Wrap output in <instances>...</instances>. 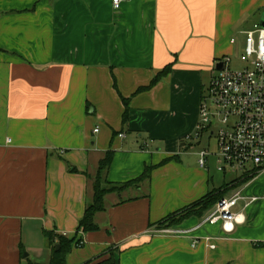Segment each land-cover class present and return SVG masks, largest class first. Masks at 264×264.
Listing matches in <instances>:
<instances>
[{
    "label": "crops",
    "instance_id": "1",
    "mask_svg": "<svg viewBox=\"0 0 264 264\" xmlns=\"http://www.w3.org/2000/svg\"><path fill=\"white\" fill-rule=\"evenodd\" d=\"M263 14L264 0H0V264H47V232L75 238L66 264H264V198H240L228 232L200 224L213 208L156 227L219 187L189 140L216 64ZM108 150V182L153 169L82 232ZM234 175L225 197L264 194V170Z\"/></svg>",
    "mask_w": 264,
    "mask_h": 264
},
{
    "label": "built area",
    "instance_id": "2",
    "mask_svg": "<svg viewBox=\"0 0 264 264\" xmlns=\"http://www.w3.org/2000/svg\"><path fill=\"white\" fill-rule=\"evenodd\" d=\"M113 5L117 9L119 0H113ZM239 60L244 65L241 69L230 70L226 57L220 61L224 69H215L211 75L201 94L194 138L209 131L216 137L217 170L250 177L255 171L264 170V27L254 24L246 32ZM143 144V148L147 147L149 141ZM208 155V150L199 152L200 167H205ZM240 198L255 201L264 198V194L243 197L239 190L235 191L221 198L200 224L220 222L225 232L242 224L243 214L234 210ZM166 231L183 232L175 228Z\"/></svg>",
    "mask_w": 264,
    "mask_h": 264
},
{
    "label": "trees",
    "instance_id": "3",
    "mask_svg": "<svg viewBox=\"0 0 264 264\" xmlns=\"http://www.w3.org/2000/svg\"><path fill=\"white\" fill-rule=\"evenodd\" d=\"M170 66L164 67L162 71L157 73L150 82V86L155 84L159 79H161L168 71ZM125 106H127V101L123 99ZM127 118V107L123 113V120ZM112 160V152L108 150L105 155L98 162L97 171L93 182V197L91 203L85 208L82 218L79 221L78 229L82 232L94 231L97 229V225L94 222V215L99 211L104 210V196L111 192H121L125 188L139 185L140 182L148 180L150 177V172L153 169L152 166H146L142 173L129 181L126 182H108L104 178V174L107 171ZM164 163V162H162ZM250 177L244 178L243 181L248 180ZM119 185L118 187L116 186ZM106 185V186H104ZM228 185L219 187L212 191L207 192L197 201L192 204L181 208L180 210L170 213L156 223V227L159 229L171 227L173 225L179 224L183 219L190 216H202L205 212L209 211L215 206V204L223 197H225L228 189ZM47 237L51 245V253L49 262L47 264H66L65 256L71 248L72 243L75 238H68L62 235H56L47 232ZM56 239V240H55ZM79 240L75 242L78 243ZM58 245V248L56 246ZM116 259L114 257V252H109L105 259L99 261H89L86 264H115ZM28 264H37L33 262H28Z\"/></svg>",
    "mask_w": 264,
    "mask_h": 264
},
{
    "label": "rangeland",
    "instance_id": "4",
    "mask_svg": "<svg viewBox=\"0 0 264 264\" xmlns=\"http://www.w3.org/2000/svg\"><path fill=\"white\" fill-rule=\"evenodd\" d=\"M241 39L237 40V42L234 44V49L232 50V53L228 55L229 57L228 68L233 71L241 69L244 66L243 63L239 60L240 56L243 55V47H244V37H241ZM189 141L191 143L190 146L192 148L197 149L198 152L202 150L209 151V155L207 156V158H210L209 163L211 168L213 169L215 176H217L219 187L229 185L236 177H239V175L235 176L233 173L230 172L223 173L217 170L216 156L214 155L217 151L216 137L214 135H210L209 131L202 132L199 139L197 140L191 139ZM116 186L118 187L119 185L116 184Z\"/></svg>",
    "mask_w": 264,
    "mask_h": 264
},
{
    "label": "water",
    "instance_id": "5",
    "mask_svg": "<svg viewBox=\"0 0 264 264\" xmlns=\"http://www.w3.org/2000/svg\"><path fill=\"white\" fill-rule=\"evenodd\" d=\"M259 26L264 27V14H263V17H262L261 21L259 22ZM215 68L219 69V70L224 69V63L223 62H218L216 64ZM56 248H58V245L56 246ZM23 256L26 257L27 254L24 253Z\"/></svg>",
    "mask_w": 264,
    "mask_h": 264
}]
</instances>
